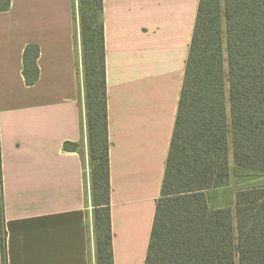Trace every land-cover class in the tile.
Masks as SVG:
<instances>
[{
  "label": "crops",
  "instance_id": "crops-1",
  "mask_svg": "<svg viewBox=\"0 0 264 264\" xmlns=\"http://www.w3.org/2000/svg\"><path fill=\"white\" fill-rule=\"evenodd\" d=\"M198 1L102 0L114 264L145 262ZM73 17L75 0H10L0 11L7 264L95 262ZM30 44L39 47V56L37 79L28 85L22 69ZM65 142L75 143V151L65 150ZM226 188L205 192L209 207H224Z\"/></svg>",
  "mask_w": 264,
  "mask_h": 264
},
{
  "label": "trees",
  "instance_id": "trees-1",
  "mask_svg": "<svg viewBox=\"0 0 264 264\" xmlns=\"http://www.w3.org/2000/svg\"><path fill=\"white\" fill-rule=\"evenodd\" d=\"M80 3L95 260L114 264L102 0ZM9 5L0 0V11ZM38 56L37 45L25 47L28 85ZM231 167L264 173V0L198 1L144 264H236L235 254L238 264H264V185L237 188L234 211L207 203V190L230 185ZM5 238L0 176L2 264Z\"/></svg>",
  "mask_w": 264,
  "mask_h": 264
},
{
  "label": "rangeland",
  "instance_id": "rangeland-1",
  "mask_svg": "<svg viewBox=\"0 0 264 264\" xmlns=\"http://www.w3.org/2000/svg\"><path fill=\"white\" fill-rule=\"evenodd\" d=\"M84 7V6H83ZM81 3L80 0H75V24H76V39H77V44H78V48L80 51V72L83 75V84H84V66H83V59H82V55H83V50H82V44H81V39H80V20H79V13L81 11ZM225 43V42H224ZM85 91L83 93V97L81 98V103H82V108H83V115H84V121H85V128L87 130V126H86V107H85ZM232 166V162L230 164ZM90 170H91V163H90V158L89 156L87 157V160L85 159V173L86 175L89 173L90 174ZM264 185V173H252L249 171H245V170H238L237 172H234L232 170L231 167V175H230V185L228 186V188L222 190V200L221 203L224 204V206L226 207H231L232 210L234 211V205H235V198L231 196L232 193H234V191L237 188H244V187H251V186H261ZM220 193V192H219ZM92 210H93V206H92ZM95 259H96V254H95ZM235 262L236 264H238L237 262V255L235 254ZM94 264H96V260L94 262Z\"/></svg>",
  "mask_w": 264,
  "mask_h": 264
}]
</instances>
